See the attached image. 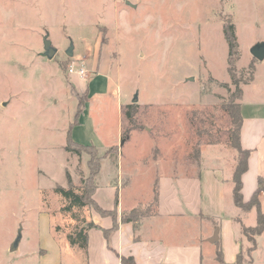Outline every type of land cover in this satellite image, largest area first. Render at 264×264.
Segmentation results:
<instances>
[{
  "label": "rangeland",
  "instance_id": "374dc122",
  "mask_svg": "<svg viewBox=\"0 0 264 264\" xmlns=\"http://www.w3.org/2000/svg\"><path fill=\"white\" fill-rule=\"evenodd\" d=\"M226 20L241 48L238 79L255 67V80L240 85L246 103H264V61L251 55L264 42V0H0V264H54L53 239L63 240L77 225L61 213L55 190L68 187V175L78 188L89 176V155L65 150L80 103L84 112L72 139L100 154L112 143L120 146L122 171L135 174L126 202L139 197L140 209H155L146 200L154 192L156 154L168 160L215 154L235 164L224 108L238 103ZM44 37L57 49L52 59L44 56ZM71 65L85 66L87 78L70 75ZM88 86L89 108L76 91ZM136 95L141 128L131 130L126 113ZM86 108L102 125L96 135L82 121ZM121 127L122 136L131 132L118 143ZM90 209L79 212V224L89 221Z\"/></svg>",
  "mask_w": 264,
  "mask_h": 264
},
{
  "label": "crops",
  "instance_id": "0c3cea01",
  "mask_svg": "<svg viewBox=\"0 0 264 264\" xmlns=\"http://www.w3.org/2000/svg\"><path fill=\"white\" fill-rule=\"evenodd\" d=\"M244 87L240 102L243 116L241 144L251 154L248 170L242 176V194L248 202L259 188V179L264 178V103L260 98L246 103ZM76 91L79 96L82 93L87 96L86 107L93 106L89 86L85 91L77 88ZM89 111L85 109L86 116L82 121L91 122L92 134L96 135L102 125L88 114ZM75 119L74 114L70 124ZM79 119L71 130L73 137L80 127ZM121 129L117 132L118 143L123 142ZM111 145L104 154L99 153L102 162L94 199L101 209L115 212V217L91 208L89 221L98 228L88 232L87 255L72 248L66 237L60 241L54 238V264H264V232L256 238L257 246L251 253L248 252V241L243 238L242 227H250L248 223L257 219V213L255 209L245 212L234 202L235 164L228 165L215 154L183 160H168L156 154L157 171L151 177L154 192L146 200V203H154L156 188L155 213L141 220L135 228L134 223L122 221V214L139 208L145 201L131 196L128 198L130 203L126 202L125 191L135 174L125 175L120 163L121 148L119 146L112 155L110 149L118 144ZM234 159L236 163V156ZM84 170L87 172V164ZM259 198L263 204V194ZM215 235L217 240L213 241ZM241 255L243 263L238 261Z\"/></svg>",
  "mask_w": 264,
  "mask_h": 264
},
{
  "label": "trees",
  "instance_id": "16d2710c",
  "mask_svg": "<svg viewBox=\"0 0 264 264\" xmlns=\"http://www.w3.org/2000/svg\"><path fill=\"white\" fill-rule=\"evenodd\" d=\"M223 33L225 39L229 46V57H228V72L231 77L232 83L237 88V94L235 95V99L238 100L237 104H233L231 101L228 104L224 105V108L227 110L230 118H231V127L229 129L230 135V145L236 151V163L235 169L233 173V197L234 202L237 207L242 209L245 212L251 211L253 209L256 210L257 219L256 225L254 227H242V234L247 237V241L249 243L248 252L251 253L254 248L257 246L256 238L260 236L264 232V211L262 208V203L260 201V195L264 191V178L259 179V188L253 194L251 199L248 202L244 201L242 189V176L248 170V160L250 157V150L244 149L241 144V130L243 126V116H242V104L240 103L243 99V89L240 87L241 84L248 85L254 81L255 67L254 64L250 65L249 75L247 77H243V79H238L237 77V68L236 63L241 58V48L238 42V38L235 32V26L230 20H226L223 24ZM254 59V58H253ZM255 60V59H254ZM222 87L228 88L227 83H220ZM85 97H80V99L84 100ZM85 104L87 100H84ZM83 101V102H84ZM81 107L79 108L78 114L76 116L75 121L69 125V131L67 133V142L65 146V150L67 153L74 154L77 156H82L83 153L89 155V159L87 162L89 176L86 178V186L82 188H78L73 184L71 176L68 175L69 184L68 187L57 186L55 192L61 197L64 202V205L61 208L62 214H70L72 220L77 222V225L72 229L69 233H67L66 238L69 245L72 248L81 251L83 255H87L88 246H89V235L88 232L92 228H98V225L94 224L91 221L83 220L82 224L80 223L79 212L85 208L91 207L95 209L97 212L114 216L115 212H107L99 207L94 199V195L97 191L96 179L101 171V162L102 157L99 155L97 148L94 145H82L76 143L72 139V128L74 125L78 124L79 116L84 112L82 110L83 103H80ZM84 108V107H83ZM139 110L138 104H131L128 106V111L126 113V117L132 123V129L141 128L136 120V116ZM131 130H127L122 139L124 140ZM119 149L118 146H114L110 149L109 152H117ZM157 202V190L155 188V201L154 205ZM118 204V200L116 201V205ZM155 210H151L149 208L140 209L136 208L131 211L124 212L122 214V221L125 223H134L135 228L138 227L139 222L146 217L153 215ZM79 222V223H78ZM58 230L59 227H58ZM218 257H221V251H219ZM130 260V259H129ZM129 260H125V262H129ZM221 261V259H220ZM239 263H243L242 255L239 256ZM132 262V261H130Z\"/></svg>",
  "mask_w": 264,
  "mask_h": 264
},
{
  "label": "water",
  "instance_id": "95a60500",
  "mask_svg": "<svg viewBox=\"0 0 264 264\" xmlns=\"http://www.w3.org/2000/svg\"><path fill=\"white\" fill-rule=\"evenodd\" d=\"M44 50V56L49 59H52L57 53V49L53 47L52 41L47 37H44ZM71 54V51H68V55L70 56ZM251 55L257 61H264V42L257 43L255 46H253L251 48ZM137 101L138 97L136 95L133 99V104H137ZM21 240L22 236L20 234L11 246V252H15L18 250ZM215 240H217V235H215L213 241Z\"/></svg>",
  "mask_w": 264,
  "mask_h": 264
},
{
  "label": "built area",
  "instance_id": "2783aa9c",
  "mask_svg": "<svg viewBox=\"0 0 264 264\" xmlns=\"http://www.w3.org/2000/svg\"><path fill=\"white\" fill-rule=\"evenodd\" d=\"M68 72L70 75H78L82 79L87 78V69L85 68V66L76 67L74 65H71L68 69Z\"/></svg>",
  "mask_w": 264,
  "mask_h": 264
}]
</instances>
